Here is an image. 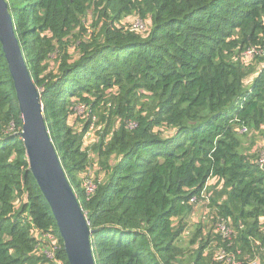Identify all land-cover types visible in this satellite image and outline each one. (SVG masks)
Listing matches in <instances>:
<instances>
[{"label":"trees","instance_id":"trees-1","mask_svg":"<svg viewBox=\"0 0 264 264\" xmlns=\"http://www.w3.org/2000/svg\"><path fill=\"white\" fill-rule=\"evenodd\" d=\"M6 3L94 263L264 264V0ZM20 128L0 45V264H67Z\"/></svg>","mask_w":264,"mask_h":264},{"label":"water","instance_id":"water-1","mask_svg":"<svg viewBox=\"0 0 264 264\" xmlns=\"http://www.w3.org/2000/svg\"><path fill=\"white\" fill-rule=\"evenodd\" d=\"M0 45L21 122L18 133L28 170L52 213L67 264H95L92 231L63 172L42 115L36 88L15 35L6 0H0Z\"/></svg>","mask_w":264,"mask_h":264},{"label":"rangeland","instance_id":"rangeland-1","mask_svg":"<svg viewBox=\"0 0 264 264\" xmlns=\"http://www.w3.org/2000/svg\"><path fill=\"white\" fill-rule=\"evenodd\" d=\"M138 24L139 27L140 25L142 24L138 19L136 18H131L129 19V22L125 23L124 26H123V29L124 30H129L131 27L134 28V26ZM148 23H143V27L141 30H139L140 32L147 26ZM149 26V25H148ZM147 26V27H148ZM83 106H77L76 110H77V113L76 114H79V115H83L84 112H83ZM95 121V120H94ZM93 131V129L91 130ZM94 133H90L87 138H86V143L88 142H91L92 141V135ZM245 139V138H244ZM257 148H259V153H258V158L261 154V152L263 151L264 149V140H260L259 141V144L256 145ZM202 202V201H199V203ZM198 205V204H197ZM196 205V206H197ZM196 206H193L192 207V212L190 214V216H188V218L185 220V222L187 223V227H186V230H187V235L185 236V242L182 243L181 247L185 248V249H189L190 247L192 248V250L194 249V246H190L189 245V241L191 239V236L195 233V226L197 225H200L202 224L203 225V222L205 220H202L204 217L207 218V215H206V212L204 210H201V209H198L200 207V205H198V207L196 209H198L197 212L194 211L195 207ZM200 211H202V213L200 214ZM205 212V213H204ZM210 224V221L208 222ZM218 228V227H217ZM213 242V241H212ZM219 255V254H218Z\"/></svg>","mask_w":264,"mask_h":264},{"label":"built area","instance_id":"built-area-1","mask_svg":"<svg viewBox=\"0 0 264 264\" xmlns=\"http://www.w3.org/2000/svg\"><path fill=\"white\" fill-rule=\"evenodd\" d=\"M142 27H143L142 24L140 25V27H139L138 24H136L134 26V28L131 27L130 30L139 31V30L142 29ZM252 53H253L252 51H248V52H246L244 54V56L245 57H251L252 56ZM244 132H245V128L242 127L240 129V132L239 133H244ZM258 163L260 164V166H263L264 165V149H263V151L261 152V154H260V156L258 158ZM92 190H93V186L92 185H89L88 188H87L88 193L91 192ZM203 193H204V191H203ZM189 202L190 203H194L195 202V198L193 197L192 199H190ZM217 227L218 228H216V230L218 232H220V234L222 235V237L229 239L230 235L232 234V230L230 228L226 227V225H224V224H218ZM48 238L51 240L52 239V236H48ZM51 256L52 255H50V257ZM216 259L218 261H221V262L222 261H225L226 263L236 264L233 260H231L230 258L226 257V255H224V254H219Z\"/></svg>","mask_w":264,"mask_h":264},{"label":"crops","instance_id":"crops-1","mask_svg":"<svg viewBox=\"0 0 264 264\" xmlns=\"http://www.w3.org/2000/svg\"><path fill=\"white\" fill-rule=\"evenodd\" d=\"M199 205H201V204H199ZM198 207V205L195 207V209H194V211L195 212H197L198 211V209H201V210H204L202 207H199L198 209H196ZM205 212H206V215L207 216H209V213H208V211H206V210H204ZM204 212V213H205ZM202 213V211H200V214ZM191 214V213H190ZM190 216V215H189ZM202 220H206V217H204Z\"/></svg>","mask_w":264,"mask_h":264}]
</instances>
